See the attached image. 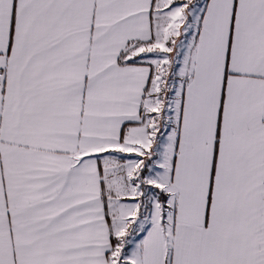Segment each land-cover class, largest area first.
I'll return each instance as SVG.
<instances>
[{"label": "snow or ice", "instance_id": "1", "mask_svg": "<svg viewBox=\"0 0 264 264\" xmlns=\"http://www.w3.org/2000/svg\"><path fill=\"white\" fill-rule=\"evenodd\" d=\"M0 264H264V0H0Z\"/></svg>", "mask_w": 264, "mask_h": 264}]
</instances>
